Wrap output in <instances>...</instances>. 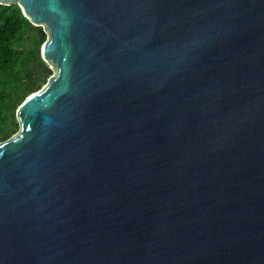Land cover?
Returning <instances> with one entry per match:
<instances>
[{
	"label": "water",
	"instance_id": "obj_1",
	"mask_svg": "<svg viewBox=\"0 0 264 264\" xmlns=\"http://www.w3.org/2000/svg\"><path fill=\"white\" fill-rule=\"evenodd\" d=\"M54 71L0 143V264H264V0H0Z\"/></svg>",
	"mask_w": 264,
	"mask_h": 264
},
{
	"label": "trees",
	"instance_id": "obj_2",
	"mask_svg": "<svg viewBox=\"0 0 264 264\" xmlns=\"http://www.w3.org/2000/svg\"><path fill=\"white\" fill-rule=\"evenodd\" d=\"M40 30L18 6H0V143L18 132L16 110L45 83L40 48L46 36Z\"/></svg>",
	"mask_w": 264,
	"mask_h": 264
},
{
	"label": "rangeland",
	"instance_id": "obj_3",
	"mask_svg": "<svg viewBox=\"0 0 264 264\" xmlns=\"http://www.w3.org/2000/svg\"><path fill=\"white\" fill-rule=\"evenodd\" d=\"M40 31H41L42 34H44L46 36V34L44 32V29L42 27H41ZM46 39H47V36H46ZM41 48H42V44H41ZM41 48H40V50H41ZM40 57H41L42 63L44 64V67L46 68L47 77L45 78V83L41 87L39 86V90H41L47 84L48 79L54 75L53 68L46 61H44L42 59L41 52H40ZM16 112H17V110H16ZM15 117H16V121L18 123V119H17V114L16 113H15Z\"/></svg>",
	"mask_w": 264,
	"mask_h": 264
},
{
	"label": "snow or ice",
	"instance_id": "obj_4",
	"mask_svg": "<svg viewBox=\"0 0 264 264\" xmlns=\"http://www.w3.org/2000/svg\"><path fill=\"white\" fill-rule=\"evenodd\" d=\"M28 99H32V97H29ZM25 103H27V101H25Z\"/></svg>",
	"mask_w": 264,
	"mask_h": 264
}]
</instances>
